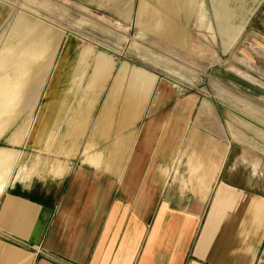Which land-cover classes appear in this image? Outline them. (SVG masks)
I'll list each match as a JSON object with an SVG mask.
<instances>
[{
    "label": "rangeland",
    "instance_id": "374dc122",
    "mask_svg": "<svg viewBox=\"0 0 264 264\" xmlns=\"http://www.w3.org/2000/svg\"><path fill=\"white\" fill-rule=\"evenodd\" d=\"M219 1L185 0L178 21L187 37L172 43L160 36L165 12L154 0H0V76L6 72L0 78V102L5 105L0 107V155L6 153L0 159V187L8 183L19 151V165L38 163L33 175L46 174L50 163L56 165L69 157L73 148L77 149L76 160L84 161L88 143L93 146L91 151L98 146L102 153L107 147L121 149L126 162L130 141L120 139L125 133L140 131L153 102H157V111L164 109L165 134L174 139L175 148L195 143L190 132L201 143L214 145V139L222 138L232 143L233 150L224 175L233 154L242 151L253 154L251 159L264 167V155H259L264 154V14H259L264 0H241L247 8L256 6L242 33L238 28L241 6L219 5ZM141 2L146 7L141 6L137 15ZM223 16L232 19L230 38L225 36L229 24ZM13 24L17 29L26 24L30 33L16 31ZM227 39L229 48L224 47ZM86 48L91 54L84 62L79 53ZM98 53L113 61L106 80L92 72V60ZM123 63L147 72H121L122 80L115 84L113 76ZM140 74L155 78L146 91L151 93L148 102L139 106L130 123L120 127L121 103L130 101L131 93L143 98L142 82L134 81ZM92 83L98 94L94 105L84 99ZM20 96L18 106L11 107ZM77 112L85 115L79 119V130L75 129L78 135L62 139L67 121ZM122 112L129 116L127 110ZM99 115L110 117L103 125L107 132L100 137L105 139L97 144L88 140V133ZM28 121L33 123L25 138ZM114 132L122 137L114 140ZM74 158L60 162L71 167ZM233 174L236 182L247 180L243 169ZM253 183L264 189V180Z\"/></svg>",
    "mask_w": 264,
    "mask_h": 264
},
{
    "label": "crops",
    "instance_id": "0c3cea01",
    "mask_svg": "<svg viewBox=\"0 0 264 264\" xmlns=\"http://www.w3.org/2000/svg\"><path fill=\"white\" fill-rule=\"evenodd\" d=\"M154 1L165 12L160 36L178 43V32L183 30L178 14L185 0ZM217 3L241 6L240 33L256 9L247 8L241 0ZM141 6L146 7L141 2L137 15ZM259 14H264V8ZM223 19L229 24L225 36L230 38L232 19ZM253 25L249 26L252 30ZM227 41L224 47L229 48L232 45ZM90 54L87 48L79 53L84 62ZM92 62L93 75L106 80L112 59L98 53ZM125 65L114 74L115 84L122 80L121 72H147ZM135 78L142 82L144 95L139 99L131 93V100L121 103L120 127L136 117L139 106L146 105L151 94L146 91L155 83V78L146 74ZM93 84L84 99L94 105L98 94ZM156 105L153 102L149 108L140 131L125 133L124 138L114 132V140L122 137L120 140L130 141L126 162L121 149L107 147L102 153L100 146L91 151L93 146L88 143L83 154L87 148V154L102 156L97 168L76 160L74 153L59 160L75 157L71 167L59 174H34L3 187L0 264H264V189L253 183L264 180V167L251 159L253 154L242 151L233 154L224 175L233 150L232 143L222 138L214 139V145L201 143L190 132L195 143L175 148L174 139L172 142L165 134L164 109L157 111ZM83 116L84 112H77L67 121L62 139L78 135L75 129L79 130ZM109 117L98 116L95 128L88 133L90 142L104 141L100 137L107 132L103 125ZM239 169L246 172L247 180L232 179Z\"/></svg>",
    "mask_w": 264,
    "mask_h": 264
},
{
    "label": "bare ground",
    "instance_id": "6f19581e",
    "mask_svg": "<svg viewBox=\"0 0 264 264\" xmlns=\"http://www.w3.org/2000/svg\"><path fill=\"white\" fill-rule=\"evenodd\" d=\"M204 8V7H203ZM18 19V18H17ZM20 20H21V18H19ZM172 19V18H171ZM201 20H203L202 18H200V21ZM18 21V20H17ZM15 22V21H14ZM23 22V21H22ZM22 22H19V23H22ZM27 22V21H26ZM16 23H18V22H16ZM19 25V24H18ZM13 26H14V24H13ZM26 26V24H23V25H21L20 24V26H19V30L16 28V31L18 30V31H28L29 32V27L28 28H26L25 27ZM13 27V28H14ZM31 27H32V25H31ZM12 28V27H11ZM25 28L27 29V30H25ZM179 28V27H178ZM174 30V29H173ZM12 31H15V29H13ZM178 31V30H177ZM18 33V32H17ZM30 33V32H29ZM23 34V33H22ZM178 34H180L178 37V43L179 42H184L186 39H183V37L185 36V33L183 34V30H181L180 29V31L178 32ZM183 34V35H182ZM21 35V34H20ZM24 35H26V33L24 32ZM182 37V39H181V37ZM21 37V36H20ZM197 41V40H196ZM204 47V46H203ZM196 49V48H195ZM203 51V50H202ZM199 54V53H198ZM201 54V53H200ZM203 56V55H202ZM207 56V55H206ZM153 63V62H152ZM158 65V64H157ZM166 68V67H165ZM166 69H168V68H166ZM173 69V68H172ZM169 71V70H168ZM173 72H174V70H173ZM6 74V72L4 73H2L1 74V76H4ZM183 75V74H182ZM1 76H0V78H1ZM241 76H243L244 77V75H241ZM3 93V92H2ZM137 93V92H136ZM3 95V94H2ZM137 95H139V94H137ZM140 96V95H139ZM5 97V96H4ZM3 97V98H4ZM8 97V96H7ZM137 97V96H136ZM6 98V97H5ZM4 98V99H5ZM10 98V97H9ZM8 98V99H9ZM138 98V97H137ZM20 99H21V96L20 97H18V100L17 99H14V102L12 103V106L11 107H16V106H18L17 104H19V101H20ZM2 101V100H1ZM6 101V100H5ZM11 101V100H10ZM8 102H9V100H8ZM0 103H2V104H0V107H2V106H5L4 104H3V102H0ZM7 103V102H6ZM16 112H17V110H16ZM19 113V112H18ZM32 121H28V124L25 126V130H24V133H23V136L25 137V138H27L28 137V135H29V133H30V130H31V126H32ZM3 131V130H2ZM20 131H23L22 129L21 130H19V132H17L15 135H14V137H16L17 135H19V134H21L20 133ZM77 151V149L76 148H73L70 152H69V154H68V156H73L74 155V153ZM42 152V151H41ZM5 155H6V153H5V151H3V152H1V155H0V159H3L4 157H5ZM16 157H15V171L13 170V172H12V174L8 177L9 179H8V183H6V182H4L2 185H1V187L0 188H3V187H5L6 186V184H9L10 182H12V181H16V180H26V179H30L32 176H33V173H34V170H35V167L38 165V163L37 162H34V161H32V163L30 164V166H27V165H19V158H20V151L19 152H17L16 154ZM84 163H86V164H88V165H91V166H93V167H95V168H97V166H99V164L101 163V160H102V156L100 155V154H93V155H90V154H87V153H85L84 154ZM47 160V159H46ZM43 163H44V161H43ZM47 166V165H46ZM67 167H68V165H65L63 162H60V161H58L57 162V164L56 165H51V163H50V165L48 166V170L46 171L47 173H46V175H48L50 172H51V174H54L55 175V173L56 174H59L62 170H66L67 169ZM41 168V167H40ZM57 168V169H56ZM69 168V167H68ZM12 169V168H11ZM161 169V168H160ZM52 170V171H51ZM45 171V170H44ZM161 173L163 174V171H161ZM165 173V172H164ZM167 173V172H166ZM161 174V175H162ZM9 175V174H8ZM43 175H45V173L43 174ZM166 176V175H165ZM19 182V181H18Z\"/></svg>",
    "mask_w": 264,
    "mask_h": 264
}]
</instances>
